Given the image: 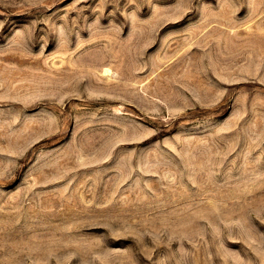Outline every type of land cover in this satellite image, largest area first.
<instances>
[{
  "label": "rangeland",
  "instance_id": "374dc122",
  "mask_svg": "<svg viewBox=\"0 0 264 264\" xmlns=\"http://www.w3.org/2000/svg\"><path fill=\"white\" fill-rule=\"evenodd\" d=\"M0 264H264V0H0Z\"/></svg>",
  "mask_w": 264,
  "mask_h": 264
}]
</instances>
